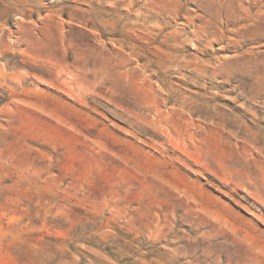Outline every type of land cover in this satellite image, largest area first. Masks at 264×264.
<instances>
[{"label":"rangeland","instance_id":"374dc122","mask_svg":"<svg viewBox=\"0 0 264 264\" xmlns=\"http://www.w3.org/2000/svg\"><path fill=\"white\" fill-rule=\"evenodd\" d=\"M0 264H264V0H0Z\"/></svg>","mask_w":264,"mask_h":264}]
</instances>
